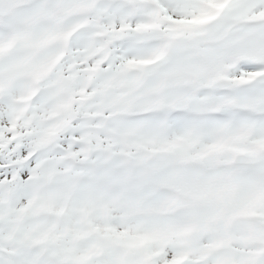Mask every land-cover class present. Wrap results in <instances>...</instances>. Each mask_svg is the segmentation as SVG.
Here are the masks:
<instances>
[{
    "label": "rangeland",
    "instance_id": "374dc122",
    "mask_svg": "<svg viewBox=\"0 0 264 264\" xmlns=\"http://www.w3.org/2000/svg\"><path fill=\"white\" fill-rule=\"evenodd\" d=\"M92 1L95 0H87L85 6H82L83 0H68L65 6L58 8L57 12L70 11L79 16L91 5L87 3ZM255 1L257 0L251 1V6L248 4L242 6L243 3H249L250 0H232L231 4L224 7L222 15L216 19L207 17L204 6L207 4L215 9L218 4L203 3L205 0H152V3L149 2L160 16V24L165 27L163 30H166V37L173 40L169 42L170 50L167 57L160 62L163 66L168 67L174 60L175 66L167 68L164 71V73L167 71L165 76L164 73L160 75L162 79L154 77L158 74V70L154 73L153 68L148 70L146 67L144 69L143 64L136 67L140 64L139 62L147 63L150 57L156 56L155 40H158L161 31L156 33L152 37L155 39L152 40L149 35L135 33L137 27L129 28V20H126L129 18L128 12L131 11L127 8V14L124 15L125 6L120 3L117 4V9L112 11L118 12V17L113 14L108 15V18H112L108 22V26L113 27L116 18L119 34H121L120 29L127 28L128 33L124 36L133 43V47L128 48L125 52L122 51V60H119L120 64H118L122 68L128 67L113 71L109 81L120 86L122 82L130 83L131 80L134 91L142 88V91L133 93L132 106L127 107L123 111L124 114L130 115L144 109L143 114L131 118L127 139L122 136L123 127L116 129L117 135L122 137L123 148L112 157L108 167L127 162L130 165L143 164L142 162L145 160L144 168L151 172L148 180H143L140 177L131 180L136 185L135 189L132 187L133 191L129 186L130 183H126L123 185L124 187L119 188L118 193L112 194V209H109V212H112L111 217L114 219L121 220L123 217H128L125 225L136 224L143 230L158 235L157 237L152 234L148 237L146 249L142 251L144 264L152 258L158 259L161 256L171 259V264H231L233 260H228L224 255L228 256L227 252L232 250L241 251L243 264H264V255L260 252V245L264 244V236H261L262 231L251 221L257 222L258 225H262L260 220L264 221V178L256 177V182H253L251 181V172H241L243 175H233V178L227 176L232 179L226 180L223 184L220 180L224 179L222 177L225 176L226 171L219 169V164H217V161L224 163L227 149H230L231 152L239 150L250 152L252 146L264 145V115L260 121H257L258 128L249 129L254 121L246 123L249 113L256 116L264 113V71L261 72L264 70V19L249 16L250 9L255 7ZM261 2L264 3L263 0L259 1V3ZM51 3L55 4V1ZM102 4L109 6L105 1L98 0L96 9H98V5ZM142 11L139 13L140 17H137L143 16L142 21L136 19L134 22L146 30L144 21L150 16V11ZM32 12L31 15L27 13L18 17L17 24L28 23L37 16L45 17L47 7L36 6ZM230 12H233V16H229ZM239 16L245 22L251 21L255 26L262 27L253 37V39L257 38L256 40L248 42L224 37L227 27L236 23ZM63 18L71 19L69 15H65ZM6 24L2 22L0 26ZM9 26L14 31V36L19 37L22 28L16 25ZM53 26L57 29L62 27L58 24H53ZM31 28V35L41 40V31L34 34V27ZM234 28L239 31L241 25H236ZM152 30L153 27H150V32ZM83 33L85 34V30ZM9 37L10 34L7 33L6 42ZM85 37L86 35H83L81 38ZM56 38L58 36L51 35L48 39L53 43ZM37 48V45L31 44L27 40L22 43V46L12 47L9 39V42L0 48V59H5L0 64V77L8 76L9 78L8 80L0 78V83L4 89L11 93V99L17 102L20 107L24 97L35 94V99L31 104L32 112L28 117H36L39 120L42 134L38 140L36 139L33 150L38 151L39 147L42 148V146L53 142L52 151L48 152L49 156L53 159L70 158L73 160L70 166L61 161L60 172L77 177L72 187L77 188L79 182L84 183L94 175L95 167L86 162V159L95 157V154L89 155V151L85 154V148H89V143L92 141L98 148L100 146L108 150L112 139L97 134L96 129L100 124L96 122V116L91 113L93 106L84 105L82 100L76 98H80L79 96H82L83 92L80 89L72 92L68 89L65 90L70 84L66 83L74 80V73L67 71L65 74H67L68 81L63 83L59 82V78H52L51 75L47 82H43L37 87V91H35L36 87L26 83L28 78L26 75L36 72L33 66L35 58L40 54ZM21 53L23 56L10 60L14 54ZM131 58L135 62L132 65L127 63ZM226 60L229 61V65L225 64ZM77 68H81L80 65ZM131 69L132 74H129L128 70ZM135 70H137V74H135ZM82 71V69L77 71L79 79ZM234 72L241 73V78L238 76L234 79L228 77ZM21 74L24 75L21 76ZM15 75L17 78L12 77ZM137 75H139V79H137ZM109 76L110 73L106 72L105 79ZM145 80L147 83L144 84ZM213 84L215 87L208 93L216 95L217 99L223 98L222 103H230L231 110L220 102H217L218 105L207 104L203 101L206 99V95L203 98L198 95L199 89L211 87ZM188 88L192 91L190 93H193L195 100L202 106L199 108L200 110L193 113L192 102L187 108L189 115H184L186 110L183 113L176 101L179 102L187 98L184 93H188ZM116 92L121 98L129 91L123 85ZM143 93L147 94L146 98H141ZM13 107L9 102L0 100L1 109L10 108L12 111ZM21 108L23 109L24 106L22 105ZM22 109L19 110V114L24 112ZM218 111L220 114L222 111L236 114L237 118H241V122L239 123L236 118L230 129L226 124L225 126L215 124ZM102 126L106 127L107 122L103 121ZM62 128L64 129L62 130ZM240 128L241 133L237 131ZM72 129L78 130L79 133L70 132ZM211 129L215 133L222 130L215 135V141L212 139L215 136H211L213 134ZM85 139L88 143H82L86 142ZM26 141L33 142V139ZM128 142H131L135 150L127 149ZM30 146L31 143H28L26 150H29ZM148 147L151 149L155 147V149L147 151L151 154L143 156L141 159L132 154L139 152L142 156V151ZM207 152L213 155L210 156ZM221 152L224 154L221 159L216 161V157L220 156ZM23 154H26V159H28L30 153L23 152ZM36 160L39 161L38 158ZM22 163L24 164V161ZM131 171L141 176V170L128 167L123 169L125 175L119 176V179H126ZM147 171L143 174L147 175ZM173 171L176 172L177 177L168 176ZM110 172H114V169L111 168ZM262 172L264 173V171ZM107 176H109L107 170L100 172L102 180L100 184L93 187L92 191L108 189L111 181L110 178H104ZM242 176L249 182L241 183ZM169 178L172 181L181 178L176 181V186L179 187H183L182 182L185 183L182 194H179L177 198L167 194V190L160 192L161 189H156V187L163 188L168 185ZM146 182L151 186L148 185L144 190L143 185ZM251 190L253 191L251 192ZM163 193L164 196L161 197ZM183 194L186 195L184 203L181 201ZM193 195L203 200V202L197 203L196 212L190 204L191 201L199 202V199ZM62 196L64 204H66V201L70 199L68 192ZM207 202L208 204H206ZM178 204H183V210L188 209L187 215L183 213L180 217L175 215L173 218L170 217L173 213L166 215ZM177 209L179 210V207ZM135 212L142 216L133 219ZM38 215L42 222H46V217L43 214ZM160 215L164 216V220L157 219ZM106 217H108L107 214L101 211V214L94 217L93 220H101ZM87 219L91 220L92 217L88 216ZM86 224L88 223L86 222ZM104 224L106 223L103 220L102 228ZM163 234L165 235L163 236ZM174 235H177L178 243L175 242ZM36 243L34 244L36 245ZM25 244L28 245V243ZM26 245H23L22 242L20 246H16L17 254L13 257L16 264H26L23 255H21L22 249ZM6 246L12 247L7 243ZM9 250L7 252H10ZM31 252L32 258H35V252L38 253L39 249L36 247L34 250L31 249ZM223 253L224 255L219 257ZM43 256L45 260H42L41 264H56L48 255L47 257ZM192 256L198 258L194 263H192L194 261L191 259Z\"/></svg>",
    "mask_w": 264,
    "mask_h": 264
},
{
    "label": "trees",
    "instance_id": "16d2710c",
    "mask_svg": "<svg viewBox=\"0 0 264 264\" xmlns=\"http://www.w3.org/2000/svg\"><path fill=\"white\" fill-rule=\"evenodd\" d=\"M3 125L2 119L0 118V127ZM9 126V121L7 120V128ZM9 130V129H7ZM21 131L27 132V130H31L30 127L24 125L20 128ZM24 139V137H23ZM51 171L50 164L42 166L41 170L36 173L39 179H49V173ZM54 177V175H53ZM48 194L41 193V195L37 198L36 207L27 209L26 207H22L18 209L17 202H13L10 205H5V207L9 208V211L3 210L0 215V219H4L5 221H9L11 223L14 219H17L19 215H21L24 211V215L20 218L26 220V223L18 228V232L22 237H27L32 229V217L31 213L34 209H40L44 212H50L51 215L57 216L58 203H54V205L49 204V201L45 197ZM86 205L87 202L79 199H74L71 207L68 212L62 217L61 224L65 225V229L68 231L69 235L64 236L63 230L64 227L58 225L55 230L49 234H47V241L45 242L46 248L51 250L58 259H63L68 262H73V264L80 263L81 256H84L87 252L85 249H76L74 248L76 243H73L74 236L76 235L78 238L85 237V232L82 228H78L76 226V222L80 215H86ZM94 217V216H93ZM123 237V242L126 243L128 240L124 235H120ZM39 237H42V234L39 232ZM122 242V243H123Z\"/></svg>",
    "mask_w": 264,
    "mask_h": 264
},
{
    "label": "water",
    "instance_id": "95a60500",
    "mask_svg": "<svg viewBox=\"0 0 264 264\" xmlns=\"http://www.w3.org/2000/svg\"><path fill=\"white\" fill-rule=\"evenodd\" d=\"M239 158V157H237ZM236 166H241V165H244V162H243V159H238L235 163Z\"/></svg>",
    "mask_w": 264,
    "mask_h": 264
},
{
    "label": "flooded vegetation",
    "instance_id": "af4514ba",
    "mask_svg": "<svg viewBox=\"0 0 264 264\" xmlns=\"http://www.w3.org/2000/svg\"><path fill=\"white\" fill-rule=\"evenodd\" d=\"M3 243V241H1Z\"/></svg>",
    "mask_w": 264,
    "mask_h": 264
}]
</instances>
